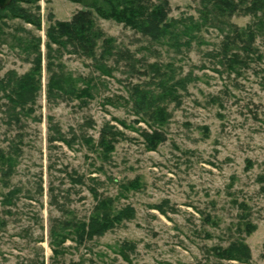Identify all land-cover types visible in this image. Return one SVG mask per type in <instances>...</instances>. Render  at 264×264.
<instances>
[{
    "label": "rangeland",
    "instance_id": "rangeland-1",
    "mask_svg": "<svg viewBox=\"0 0 264 264\" xmlns=\"http://www.w3.org/2000/svg\"><path fill=\"white\" fill-rule=\"evenodd\" d=\"M164 1L167 19L178 21L177 30L184 28L182 22L190 16L199 20L200 0L147 2ZM92 2H18L17 6L40 18L41 28L16 18L9 21L6 32L24 36L20 28L31 29L42 37L45 52L49 25L91 9ZM93 12L96 26L115 39L116 50L130 51L136 69L148 70L155 62L170 65L176 78H190L187 90L180 89L179 106L167 104L171 117L163 127L166 140L151 151L142 136L148 126L136 122L128 100L131 86L145 85L150 74L132 70L128 59L113 57L107 60V65L115 67L113 76L102 75L94 59L66 51L58 62L75 78L94 82V98L87 106L68 97L49 103L44 59L35 114L11 126L0 109V148L18 144L22 149L9 188L0 187V220H5V226L0 223V264H36L42 259L49 264L52 226L87 219L96 203L94 190L117 196V207L132 204L136 216L83 245L68 239L66 253L59 257L63 264L81 257L95 264H264V36L256 41L262 58L236 72L221 65L216 56L223 39L217 28L203 25L192 35L180 33L182 45L178 46L169 38L151 40ZM231 21L244 26L252 18L235 15ZM31 67L32 60L22 47L11 39L4 43L0 37V77L9 70L22 75ZM107 122L119 126L126 136L111 158L104 160L100 149L81 137H92L97 145ZM52 123L67 141L50 140V135L57 136L50 130ZM138 176L142 186L123 193L122 185ZM14 187L20 189L15 204L3 205V194ZM161 203L164 212L154 207ZM248 224L253 226L250 233ZM232 241L246 244L248 263L216 255V249ZM125 242L134 245L127 251L129 259L120 253Z\"/></svg>",
    "mask_w": 264,
    "mask_h": 264
},
{
    "label": "trees",
    "instance_id": "trees-1",
    "mask_svg": "<svg viewBox=\"0 0 264 264\" xmlns=\"http://www.w3.org/2000/svg\"><path fill=\"white\" fill-rule=\"evenodd\" d=\"M36 1L38 0H12L8 6L0 9V37L3 38V42L11 39L22 47L27 57L32 60V67L24 74L19 75L16 70H9L0 77V109L5 111L6 121L11 126L21 124L24 116L31 117L37 110L38 98L43 88L44 59L48 73L46 97L49 103L68 97L78 100L81 106H87L89 100L94 98L96 84L75 78L65 70L61 62H58L64 52L68 51L94 59L95 68L102 75L113 76L115 67L107 65V60L113 57H117V61L119 58L128 59L131 61L132 70L140 71L141 74H150V81L144 83L145 85L131 86L128 100L131 101L134 114L137 116L136 122H145L148 126L142 131L146 148L151 151L156 150L159 144L166 140L163 127L171 117L167 104L169 102H174L177 106L181 104L182 94L179 91L187 90L190 78H176L172 66H163L156 62L149 64L148 70L136 69L133 63L136 60L130 51L116 50L115 39L106 37L96 26L93 10L99 17L112 19L151 40L161 41L169 38L178 46L182 45L180 33L192 35L194 30H200L203 25L217 28L222 33L223 39L216 56H220L219 62L230 71L238 72V67H246L250 61L262 58L256 41L264 36V0H200L199 20L190 16L188 21L182 22L184 28L181 31L179 28L177 30V20L173 23L167 19L166 1L149 4L148 0H93L89 5L91 9L80 10L70 20L57 21L49 25L44 42L45 52L42 49V37L33 34L31 29L20 28L25 32L24 36L6 32L11 26L9 21L16 18L38 30L41 28L40 18L17 6L18 2L34 4ZM235 15L251 16L252 21L244 26H238L231 21ZM99 41L102 43L99 44ZM185 43L189 45V41ZM98 46H100L99 53L96 52ZM37 119L40 120L41 117ZM116 120L127 128L125 122ZM49 121L52 122L51 118ZM50 130L57 134V136L50 135L51 141L65 139L56 123L50 124ZM125 136V132L119 126L107 122L100 130L97 145H94L92 137L81 138L94 149L98 147L101 153L99 155L104 160H109L117 143ZM21 152L22 149L18 144H12L7 149L0 148V187L9 188ZM78 181H82L81 177ZM141 186L142 182L138 176L122 185L123 193L137 190ZM19 192L20 189L14 187L4 193L2 204L14 205ZM94 196L96 203L87 219H74L52 226L50 244L53 257L49 264H63L59 257L66 253L64 243L68 239H74L76 244L83 245L135 218L136 209L132 204L117 207V196L99 195L95 190ZM163 203L154 207L164 212ZM6 213L11 214V210H6ZM1 220V225L5 226V220ZM245 227L248 233L253 229L251 224ZM132 248H134L133 244L125 242L120 248V253L124 258L129 259L127 251ZM215 253L223 260L248 263L250 258L249 249L242 241H232L228 247L216 249ZM36 264H47V262L42 259ZM72 264H95V262L81 257Z\"/></svg>",
    "mask_w": 264,
    "mask_h": 264
},
{
    "label": "water",
    "instance_id": "water-1",
    "mask_svg": "<svg viewBox=\"0 0 264 264\" xmlns=\"http://www.w3.org/2000/svg\"><path fill=\"white\" fill-rule=\"evenodd\" d=\"M11 2H12V0H0V9L5 8V7L8 6Z\"/></svg>",
    "mask_w": 264,
    "mask_h": 264
}]
</instances>
